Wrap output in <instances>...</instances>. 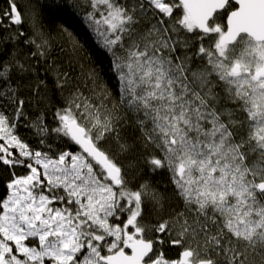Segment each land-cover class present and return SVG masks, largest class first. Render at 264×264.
Masks as SVG:
<instances>
[{
  "label": "snow or ice",
  "instance_id": "snow-or-ice-1",
  "mask_svg": "<svg viewBox=\"0 0 264 264\" xmlns=\"http://www.w3.org/2000/svg\"><path fill=\"white\" fill-rule=\"evenodd\" d=\"M75 6L115 95L54 100L46 3L0 7V264H264V0Z\"/></svg>",
  "mask_w": 264,
  "mask_h": 264
},
{
  "label": "trees",
  "instance_id": "trees-1",
  "mask_svg": "<svg viewBox=\"0 0 264 264\" xmlns=\"http://www.w3.org/2000/svg\"><path fill=\"white\" fill-rule=\"evenodd\" d=\"M46 3L45 21L55 37L50 49V59L45 65L43 62L38 65L39 76L46 79L48 88L54 89V71L59 69L61 72L69 74L72 83L69 87L79 86L87 92L86 75L95 70L98 73V81L105 84L113 95L118 92V81L111 70V58L100 46L98 37L90 29L87 20L84 18V12L77 5L78 0H42ZM0 7H3V0H0ZM69 32L72 36H69ZM77 40L75 45L71 42ZM52 67L49 68L48 66ZM43 90V89H42ZM55 90V89H54ZM67 91V90H66ZM48 92L56 101L60 100L59 90ZM32 111V109H29ZM49 123L52 122L51 116L48 117ZM20 135L35 143L31 130L21 123L18 129ZM124 135L132 142L137 134L132 127L124 129ZM17 171L22 172L18 169ZM157 180L167 179L157 177ZM3 194V184L0 183V195ZM170 256H175V249H167Z\"/></svg>",
  "mask_w": 264,
  "mask_h": 264
}]
</instances>
